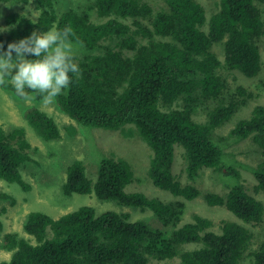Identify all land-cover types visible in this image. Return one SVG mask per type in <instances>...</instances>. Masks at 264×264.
<instances>
[{"label": "trees", "instance_id": "1", "mask_svg": "<svg viewBox=\"0 0 264 264\" xmlns=\"http://www.w3.org/2000/svg\"><path fill=\"white\" fill-rule=\"evenodd\" d=\"M167 1V10L156 11L144 0H95L85 12L60 15L53 0H38V21L20 13L6 15L0 24V43L6 50L9 43L33 31L71 26L73 39L81 42L75 55L82 74L57 98L61 111L82 126L113 131L135 127L153 150L150 179L162 190L192 201L204 193L194 183L176 180L177 146L184 149L191 182L207 169L225 178L241 177L225 163V150L214 133L254 98L242 87L238 88L242 98L229 92L223 71H239L249 78L264 73L260 47L264 0H210L216 7L211 11L196 0ZM11 3L0 0V8ZM94 11L110 19L94 23ZM217 46L223 48V59ZM3 87L15 94L11 85ZM201 113H207L206 122L196 120ZM25 117L43 139L62 137L58 123L44 111L31 107ZM229 136L239 141L253 137L264 148V105L240 121ZM31 149L23 128L0 126V180L29 191L21 170L32 160ZM253 173L256 191L264 194V162ZM132 178L126 163L105 159L94 185L77 160L68 169L64 193L94 192L102 202L151 209L155 214L151 222L131 221L128 214L117 212L97 214L93 207H81L58 219L34 211L24 222L30 237L11 232L0 242V249L12 254L0 264H151L175 259L177 264H264V242L253 248L251 228L226 219L217 233L211 230L214 223L201 216L180 227L185 202L164 203L140 192L128 193ZM225 195L210 191L205 199L254 228L262 227L263 201L241 184ZM5 201L16 203L10 194L0 192V202ZM3 230L0 220V235ZM193 245L199 246L188 249Z\"/></svg>", "mask_w": 264, "mask_h": 264}, {"label": "rangeland", "instance_id": "2", "mask_svg": "<svg viewBox=\"0 0 264 264\" xmlns=\"http://www.w3.org/2000/svg\"><path fill=\"white\" fill-rule=\"evenodd\" d=\"M154 6L156 11L167 10V0H144ZM206 8L216 10L215 3L210 0H196ZM55 8L60 15L67 11L85 12L95 3V0H53ZM29 5V7H28ZM0 8V24L5 23L7 14L20 13L26 15L34 21L40 18L38 0H13L11 4H3ZM94 23H104L110 18H100L98 12H92ZM260 47L264 60V36L261 38ZM216 51L221 59L224 58L223 48L217 46ZM15 56V54H14ZM229 85V92L237 97L243 95L238 91L242 87L248 93H252L254 98L244 106L224 126L218 128L214 133L215 141L225 150L224 161L229 168H234L240 172V179L233 177H223L214 174L211 169L205 170L202 177L195 182L189 180L186 171V159L184 149L176 147L173 174L177 181L186 184H196L201 189L204 196H200L192 201H186L182 197L175 196L169 191L157 187L150 179L149 169L153 157V150L140 135L136 133V128L123 131H113L82 126L69 115L64 114L56 103L49 108H41L39 99L32 105H25L16 98V94L8 91L5 87H0V126L6 130L20 127L25 130L27 141L32 145L29 154L32 160L21 170L23 179L31 186L29 191H25L18 184H10L0 180V192H6L14 198L15 204L10 201L0 202V220L4 223V230L0 235V242L4 240L6 234L18 232L22 236L30 237L24 231V222L31 212H43L54 219L80 209L81 207H93L97 214L106 212H117L128 214L131 221L151 222L154 211L151 209H137L121 205L118 202H102L96 194L82 195L73 194L66 196L64 193L65 184L68 178V169L77 160L83 162L86 176L94 185L97 182L101 163L105 159H117L126 163L132 173L133 178L126 187L128 193L140 192L151 199H158L164 203L184 201L186 204L182 227L185 224L195 222L196 216H201L211 220L214 224L212 231L221 233V223L223 220L238 221L254 234L253 248L256 249L264 242V224L262 227L254 228V224H248L229 212L226 207L211 206L205 199L210 191L225 197L230 188L241 184L248 192L257 199L264 202V194L256 191L258 184L253 171L264 162V148L261 147L253 137L245 140H236L229 136L236 125L245 119L252 117L255 108L264 105V73L259 77L249 78L239 71H223ZM36 107L50 117L59 125L62 133L60 139L45 140L29 125L25 110ZM196 120L207 121V113L197 114ZM133 130V132L131 131ZM226 173L228 171H225ZM188 246V245H187ZM199 245H193L188 249H193ZM12 257L11 251L0 249V263L9 261ZM179 259L159 262L152 260L151 264H177ZM249 259L247 260V262Z\"/></svg>", "mask_w": 264, "mask_h": 264}, {"label": "clouds", "instance_id": "3", "mask_svg": "<svg viewBox=\"0 0 264 264\" xmlns=\"http://www.w3.org/2000/svg\"><path fill=\"white\" fill-rule=\"evenodd\" d=\"M73 37L71 26H53L46 32L33 31L19 42L9 43L6 50L0 43V87L11 85L25 105L39 99L41 108L53 106L82 74L75 55L81 42Z\"/></svg>", "mask_w": 264, "mask_h": 264}]
</instances>
